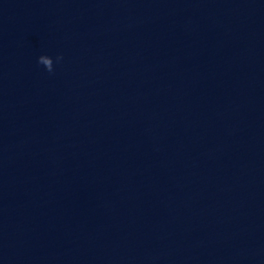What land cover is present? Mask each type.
Segmentation results:
<instances>
[{
	"label": "water",
	"instance_id": "water-1",
	"mask_svg": "<svg viewBox=\"0 0 264 264\" xmlns=\"http://www.w3.org/2000/svg\"><path fill=\"white\" fill-rule=\"evenodd\" d=\"M0 264H264V0H0Z\"/></svg>",
	"mask_w": 264,
	"mask_h": 264
},
{
	"label": "clouds",
	"instance_id": "clouds-1",
	"mask_svg": "<svg viewBox=\"0 0 264 264\" xmlns=\"http://www.w3.org/2000/svg\"><path fill=\"white\" fill-rule=\"evenodd\" d=\"M62 59V57L60 55H57L56 60L57 62H59ZM37 62L39 64L44 65L45 69L48 72H52L53 71V61L51 59H49L47 56L45 55H40L37 59Z\"/></svg>",
	"mask_w": 264,
	"mask_h": 264
}]
</instances>
